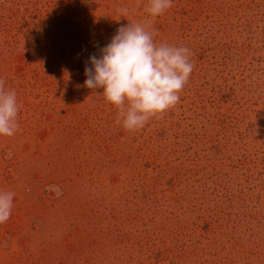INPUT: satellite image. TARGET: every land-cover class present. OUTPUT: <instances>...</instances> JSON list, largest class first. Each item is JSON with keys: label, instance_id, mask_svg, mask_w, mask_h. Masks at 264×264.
<instances>
[{"label": "rangeland", "instance_id": "rangeland-1", "mask_svg": "<svg viewBox=\"0 0 264 264\" xmlns=\"http://www.w3.org/2000/svg\"><path fill=\"white\" fill-rule=\"evenodd\" d=\"M148 6L0 0V79L21 106L0 136V264H264V0ZM146 19L194 69L174 108L126 131L85 67Z\"/></svg>", "mask_w": 264, "mask_h": 264}, {"label": "clouds", "instance_id": "clouds-1", "mask_svg": "<svg viewBox=\"0 0 264 264\" xmlns=\"http://www.w3.org/2000/svg\"><path fill=\"white\" fill-rule=\"evenodd\" d=\"M173 2L149 0L146 11L155 18ZM127 13V8L121 10L122 16ZM155 35L151 19L121 26L101 49L100 56L89 57L91 66L85 67V86L101 90L105 100L118 109L117 123L126 131L142 129L151 118L174 108L194 69L189 48L157 44ZM20 109L16 92L5 89L0 79V136L15 135ZM48 190L62 194L56 185ZM14 196V192L0 191V224L12 214Z\"/></svg>", "mask_w": 264, "mask_h": 264}]
</instances>
